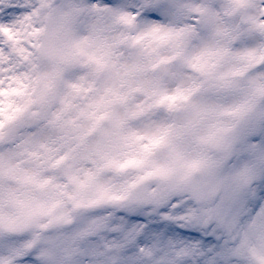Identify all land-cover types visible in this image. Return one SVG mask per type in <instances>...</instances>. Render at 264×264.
Listing matches in <instances>:
<instances>
[{"label": "snow or ice", "instance_id": "6c2138e0", "mask_svg": "<svg viewBox=\"0 0 264 264\" xmlns=\"http://www.w3.org/2000/svg\"><path fill=\"white\" fill-rule=\"evenodd\" d=\"M0 264H264V0H0Z\"/></svg>", "mask_w": 264, "mask_h": 264}]
</instances>
